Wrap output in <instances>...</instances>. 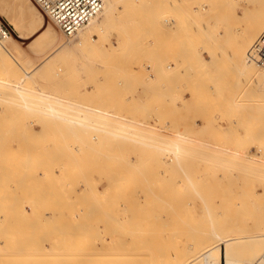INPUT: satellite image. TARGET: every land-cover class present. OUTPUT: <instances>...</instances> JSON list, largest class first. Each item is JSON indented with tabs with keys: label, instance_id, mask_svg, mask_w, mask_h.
<instances>
[{
	"label": "rangeland",
	"instance_id": "1",
	"mask_svg": "<svg viewBox=\"0 0 264 264\" xmlns=\"http://www.w3.org/2000/svg\"><path fill=\"white\" fill-rule=\"evenodd\" d=\"M171 1L117 0L83 41L0 0V264H179L208 233L264 264V85L226 55L264 0Z\"/></svg>",
	"mask_w": 264,
	"mask_h": 264
},
{
	"label": "bare ground",
	"instance_id": "2",
	"mask_svg": "<svg viewBox=\"0 0 264 264\" xmlns=\"http://www.w3.org/2000/svg\"><path fill=\"white\" fill-rule=\"evenodd\" d=\"M121 1V0H120ZM175 0H172L171 1V6H169L168 4V7H171L173 10L175 9L176 7V4L177 2H174ZM182 1V0H181ZM103 2V5H102V8L94 15L92 16L88 22L84 23L82 26H80L78 28V30L76 31L75 35H77L78 33H81V31L83 29H86V27H89V25H95L96 29H87L86 31H84V33L82 32L81 34V38L83 41H88L90 38H92V36L95 34V32L98 30V24H103L105 22L108 21V16H109V13H113V12H116V8L118 5L117 4V0H102ZM169 2V1H168ZM183 2V1H182ZM138 5V4H137ZM184 5V3H183ZM182 6V4H181ZM180 6V7H181ZM202 6V5H201ZM123 7V6H122ZM119 8V6H118ZM171 8H169L171 10ZM141 9V8H140ZM180 8H178L179 10ZM182 9L184 10V8L181 7V13H182ZM176 9V12L177 14L180 12ZM172 11V10H171ZM126 12V11H124ZM175 11H173L174 13ZM121 13V12H119ZM185 14V13H184ZM126 15V14H125ZM175 15V14H174ZM182 15L183 13L181 14V16H178L177 17H172L171 19L168 18L169 20V31L172 33L173 37L176 36V32L179 30V26H178V22L177 21L180 17L182 18ZM186 16V15H185ZM258 16H260L258 22L253 26L254 23H252V27L250 26V28L248 27V29L244 32L243 35H241L240 39L238 40L237 42V39H235V50L234 52H228L226 53V55L228 54V57L230 56L231 59H234L235 60V66L237 68V71L239 74H247L248 72L251 73L252 75H254L253 77H257L259 78L258 80H256V83H259L260 85H264V68L263 69H259V64L257 63L256 61V57L255 55L252 56V54H250V50H249V45L250 43L252 42V40L256 37L257 33L260 32V26H262L264 24V12L260 11V14H258ZM184 17V16H183ZM99 18H101V20H99ZM177 18V19H176ZM186 18V17H184ZM183 18V19H184ZM142 20V19H140ZM257 20V18H256ZM130 21V20H129ZM186 20L184 19V21L182 20V22H185ZM190 21V19H189ZM181 22V21H180ZM254 22V21H253ZM263 22V23H262ZM168 23V22H167ZM188 23V22H187ZM194 23V22H193ZM186 24V22H185ZM228 24V23H227ZM15 25L16 27L18 26V23L17 21H15ZM180 25V24H179ZM183 25V24H182ZM188 25V24H187ZM229 25V24H228ZM178 26V27H177ZM190 26V25H189ZM264 26V25H263ZM184 26H182L183 28ZM191 27V26H190ZM227 27V26H226ZM18 28V27H17ZM205 28V27H204ZM229 28V27H228ZM262 28V27H261ZM188 29V28H186ZM191 29V28H190ZM202 29V28H201ZM183 30L182 33H184V29H181V31ZM192 30V29H191ZM203 30V29H202ZM226 30V29H225ZM259 30V31H258ZM168 31V32H169ZM180 31V30H179ZM190 31V30H189ZM187 32V30H186ZM239 32V31H238ZM181 33V34H182ZM262 33V32H261ZM178 34V33H177ZM190 34V33H188ZM259 34V33H258ZM180 35V34H179ZM186 35V34H185ZM239 35V33H238ZM9 34L5 37V38H0V67L3 68V70L5 71L4 74H6L8 71L11 72V74H15L17 72V66H18V60L14 57V55L10 52L9 48L7 46L4 45L3 41L8 38ZM178 36V35H177ZM187 36V35H186ZM189 36V35H188ZM172 37V38H173ZM259 37V36H258ZM257 37V38H258ZM179 39L181 38V35L180 37H178ZM188 40V37L186 39V37H183V39H181L180 41V44H182V40L184 42H186L185 40ZM4 39V40H3ZM170 39V38H169ZM171 41V40H170ZM178 41V42H179ZM172 42H175L172 40ZM255 42V41H254ZM253 42V43H254ZM176 43V42H175ZM188 44V42H186ZM185 45V43H183ZM172 45V44H171ZM177 45V44H175ZM184 45L183 48H184ZM253 45V44H252ZM174 46V45H173ZM182 46L180 47V49H182ZM187 45H185V49L187 48L186 47ZM57 47H61V45H58ZM56 47V48H57ZM252 47V46H251ZM171 48V47H170ZM178 48V47H176ZM232 48V47H231ZM175 49V48H174ZM184 49V50H185ZM179 50V49H178ZM231 50V49H230ZM186 51V50H185ZM249 51V52H248ZM172 52L169 51V54L172 56L173 54L170 53ZM176 52V51H175ZM178 52V51H177ZM184 53V52H183ZM249 53V54H248ZM179 54V53H178ZM182 54V53H181ZM185 54V53H184ZM221 55V54H220ZM179 56V55H177ZM182 56V55H181ZM223 56V55H222ZM58 57L59 55H55L53 56V61H51L50 63H48L47 65H51L52 63H56L57 60H58ZM180 57V56H179ZM178 57V58H179ZM235 57V58H234ZM170 58V57H169ZM174 58H172L173 60ZM171 60V61H172ZM175 60V59H174ZM173 60V61H174ZM233 60V61H234ZM176 62H174L173 64H175ZM178 64V63H177ZM20 65V64H19ZM167 66V65H166ZM173 66V65H171ZM235 68V70H236ZM2 70V71H3ZM2 73V72H1ZM0 73V74H1ZM18 73V72H17ZM236 73V72H235ZM3 74V75H4ZM8 74V73H7ZM6 74V75H7ZM13 74V75H14ZM30 74V73H29ZM4 75V77L6 76ZM18 76V74H17ZM238 76V75H237ZM7 77V76H6ZM12 77V75H11ZM232 78V77H231ZM240 78V76L238 77ZM239 80V79H238ZM241 81V79H240ZM244 81V80H243ZM17 84V83H16ZM233 84V83H232ZM1 85H5L6 87V84H4V81H0V86ZM11 85V84H10ZM18 86V85H16ZM15 86V87H16ZM20 87V86H19ZM18 87V88H19ZM170 88V87H169ZM26 89V88H25ZM12 132V131H11ZM33 133V132H32ZM39 135V134H38ZM1 140V139H0ZM264 140V139H263ZM32 144V143H31ZM29 150V148L27 149ZM44 150V149H43ZM28 152V151H27ZM21 162V161H20ZM18 165V164H17ZM37 165V164H36ZM35 166V165H34ZM50 167V166H49ZM26 169V168H25ZM2 171V170H1ZM13 174V173H12ZM6 176V175H5ZM3 196V195H2ZM14 201V200H13ZM13 204V203H12ZM207 208V207H206ZM12 211V210H11ZM9 213V212H8ZM14 214V213H13ZM54 214V213H53ZM4 229V228H3ZM243 229V228H241ZM246 230V229H245ZM228 231V230H227ZM226 231V232H227ZM231 231V230H230ZM244 231V230H242ZM77 232V231H76ZM240 232V231H239ZM88 233V232H87ZM213 233V232H212ZM209 234V233H208ZM204 235V236H191L189 242L187 243V246H186V249L188 248L189 249V254L188 256L184 259V260H181V261H178L177 263L179 264H221V262L225 264H239L238 263V259L234 256V247L231 243V241L233 240H243L244 241L246 239H253L254 236H251V235H235V236H231V235H224V236H220V241L216 244H213V241H211V238L213 237V235H211L212 237H210V235ZM263 234V233H262ZM5 238V237H4ZM1 239V238H0ZM248 239V240H249ZM43 240V239H42ZM45 240H47L45 238ZM213 240V239H212ZM11 241V240H10ZM247 241V240H246ZM25 242V241H24ZM28 243V242H26ZM83 243V242H82ZM220 243H225L224 247L221 248L220 246ZM250 243V242H249ZM252 243V242H251ZM9 244V243H8ZM25 244V243H24ZM29 244V243H28ZM42 244V243H41ZM178 244V243H177ZM235 245V244H234ZM43 245H41L42 247ZM70 246V245H69ZM236 246V245H235ZM241 246V245H240ZM112 249V248H111ZM239 249V248H238ZM1 250V249H0ZM69 250V249H68ZM73 251V250H72ZM86 251V250H85ZM9 252V251H8ZM66 252V251H65ZM16 254V252H14ZM177 254V253H176ZM187 254V253H186ZM4 256V255H2ZM13 256V255H12ZM6 257V256H5ZM10 257V256H8ZM2 258V257H1ZM176 260H178L177 257H175ZM176 262V261H175ZM223 263V264H224ZM260 263V262H259ZM258 263V264H259ZM243 264H254L253 261H247V260H244L243 261Z\"/></svg>",
	"mask_w": 264,
	"mask_h": 264
},
{
	"label": "built area",
	"instance_id": "3",
	"mask_svg": "<svg viewBox=\"0 0 264 264\" xmlns=\"http://www.w3.org/2000/svg\"><path fill=\"white\" fill-rule=\"evenodd\" d=\"M59 26L66 37L75 36L76 31L94 16L103 5L102 0H35ZM9 34L0 24V38ZM250 54L264 68V30L253 43Z\"/></svg>",
	"mask_w": 264,
	"mask_h": 264
}]
</instances>
